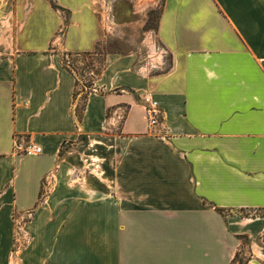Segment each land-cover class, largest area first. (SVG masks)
<instances>
[{
    "label": "crops",
    "instance_id": "obj_1",
    "mask_svg": "<svg viewBox=\"0 0 264 264\" xmlns=\"http://www.w3.org/2000/svg\"><path fill=\"white\" fill-rule=\"evenodd\" d=\"M158 2L0 0V264H264V0H163L144 32ZM116 42L79 119L65 56Z\"/></svg>",
    "mask_w": 264,
    "mask_h": 264
},
{
    "label": "rangeland",
    "instance_id": "obj_2",
    "mask_svg": "<svg viewBox=\"0 0 264 264\" xmlns=\"http://www.w3.org/2000/svg\"><path fill=\"white\" fill-rule=\"evenodd\" d=\"M162 4H163V0H159L156 10H154L152 15H149L150 20L148 21V24L144 28V32L147 31L148 29L155 30L157 20L159 18L160 10L162 8ZM128 37H129V39H131L133 41L132 45L137 43L136 44V45H138L137 47L141 48L139 43L141 42V39L144 38L143 32L135 29V31H133V33L131 35H129ZM133 47H136V46H133ZM117 50H120V46L116 42L115 44H113V43L109 44V46L105 45L103 47H100V49H98L97 52L100 53L99 57H101V59H102L103 55L106 54V52L117 51ZM149 52H150L149 50H147V51L145 50L144 54L149 55L150 54ZM65 65H67L69 68H71V70L76 73V75L80 79V81H82L78 87L80 92L83 90V85L88 86L90 84L91 80L89 79V77L91 78L92 75H94V71L93 72L91 71L92 73L86 72V74L83 75L82 71H81V69L83 67L82 62L74 61V60H72L71 57H68V56H65ZM95 80H96V77H95ZM93 83H94V81H93ZM90 90H91L90 88L84 89V91H90ZM242 215L248 216V217H255V216L259 215V216L264 217V212H255V211L243 212ZM18 221H16V224H15V236L13 239V251H14V253H17L18 251H20L23 247L22 245H24V244L26 245V242H27L26 238L23 237V234L21 232L22 227H23V222L20 220H18ZM19 224L21 225V228H19L20 227ZM240 263H245L244 258H239V257L237 258L235 264H240Z\"/></svg>",
    "mask_w": 264,
    "mask_h": 264
},
{
    "label": "built area",
    "instance_id": "obj_3",
    "mask_svg": "<svg viewBox=\"0 0 264 264\" xmlns=\"http://www.w3.org/2000/svg\"><path fill=\"white\" fill-rule=\"evenodd\" d=\"M142 101L147 116L148 128L150 132L155 133L157 132V129H159L163 124V116L160 110L159 103L151 94L144 95ZM119 119L122 120L123 116H120ZM13 153L18 156L32 157L41 155L43 153V149L42 147L34 143L30 138L17 136L14 138ZM12 219L14 221V224H16V221H18V219H16L15 217H13ZM19 226V228H21L20 224Z\"/></svg>",
    "mask_w": 264,
    "mask_h": 264
},
{
    "label": "trees",
    "instance_id": "obj_4",
    "mask_svg": "<svg viewBox=\"0 0 264 264\" xmlns=\"http://www.w3.org/2000/svg\"><path fill=\"white\" fill-rule=\"evenodd\" d=\"M153 12L150 15H152ZM99 54L100 53H98L96 51L95 53H88V54H82V55H67L68 57H71L72 60H74V61L82 62L83 67H82L81 71H82L83 75H85L86 72H91V71L93 72L94 71V75H92L91 78L89 77V79L91 80L90 84L88 86L83 85V90L81 92L79 91L78 87L82 81H80V79L77 77L76 73L74 71H72L71 68H69L67 65L64 64L65 67L76 76L75 98L77 99L78 96H80V105L77 108V114H78L79 119L81 118L82 112L84 111L85 102L87 100V97H88L89 93L94 89L93 81L95 82V77L97 80V78L101 75L102 70H103V58L101 59V57H99ZM64 63H65V61H64ZM86 88H90L91 90L90 91H84V89H86ZM236 260H237V258H236ZM240 264H245V263H240Z\"/></svg>",
    "mask_w": 264,
    "mask_h": 264
}]
</instances>
